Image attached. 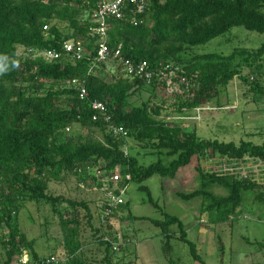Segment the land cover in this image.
Masks as SVG:
<instances>
[{
	"label": "trees",
	"instance_id": "obj_1",
	"mask_svg": "<svg viewBox=\"0 0 264 264\" xmlns=\"http://www.w3.org/2000/svg\"><path fill=\"white\" fill-rule=\"evenodd\" d=\"M96 4L97 0H0V264H11L24 252L30 264H39L43 258L36 252L34 240L19 228V211L27 202L49 204L58 214L66 257L59 264L90 263L83 253L78 209L85 211L92 244L104 254L94 264L122 263L114 260L116 254L102 240L100 224L93 225L86 202L48 192L52 182L79 183L94 178L87 167L100 165L107 173L119 168L123 177L130 175L127 185H140L154 175L173 178L195 157L264 160V145L201 139L178 124L168 126V116L161 117L163 107L150 105L158 92L156 80L146 84L140 78H124L122 72L108 80L106 63L96 62L95 40L89 36L90 14ZM142 18L137 27L111 21L107 44H120L122 55L132 62H145L151 69L178 65L195 78L198 90L192 100L179 104L178 113L217 99L234 78L254 97H264V43L256 49L238 47L228 55L193 52L234 27L264 34V0H150ZM67 41L82 45L85 51L80 60L64 53ZM19 49L23 51L20 55ZM41 51H54L60 58L47 62L30 54ZM70 81L84 83L86 100L79 99ZM141 90L149 93L148 100L130 105V97ZM91 101L102 102L109 124L123 127L126 134L114 136L102 118L93 120L96 112ZM73 126L82 131L70 132ZM95 131L100 139L92 136ZM129 142L150 151L157 160L147 166L140 164L129 153ZM163 155L172 158L167 165L160 160ZM198 174L199 188L181 196L184 200L201 198L205 212H221L224 221L239 218L237 211L246 191H255L254 199L264 206V188L251 179L201 170ZM214 185L225 188L227 195L215 196L208 190ZM138 188L148 192L142 185ZM121 211L120 222L134 218L128 202ZM66 214L71 218L66 219ZM150 221L168 241L170 227L178 226L177 239L188 246L193 260L205 264L177 217L165 215L163 220Z\"/></svg>",
	"mask_w": 264,
	"mask_h": 264
},
{
	"label": "rangeland",
	"instance_id": "obj_2",
	"mask_svg": "<svg viewBox=\"0 0 264 264\" xmlns=\"http://www.w3.org/2000/svg\"><path fill=\"white\" fill-rule=\"evenodd\" d=\"M263 43V33L234 27L224 35L195 47L193 52L228 55L235 48L256 49ZM22 53V49H19L18 54ZM106 71L108 80L111 75L118 76L121 73L111 62L106 63ZM163 94V91L158 90L157 96L151 98L150 105L163 107L161 117L168 116L165 118L168 126L178 124L185 131H195L201 139H216L235 144L244 140L264 145V97H254L238 78L222 88L217 99L193 110H182V114L177 112L179 99ZM149 97L147 91H137L130 97L129 103L137 106ZM81 131L77 126L70 129L74 133ZM92 136L100 139V134L96 131ZM128 147L129 153L144 166L157 160L156 155L133 142H129ZM160 160L167 165L172 158L163 155ZM198 168L204 172L238 177L248 174L250 179L264 188V160L246 158L236 162L210 156L193 158L173 178L152 176L140 184L148 192L140 190L139 184L129 183L125 200L129 203V211L134 218L121 221L119 227L133 243L128 246L127 254L116 253L114 260H123L121 264H199L191 257L188 246L177 239L178 226L170 227L172 237L168 241L150 221L163 220L165 215H169L180 220L188 240L195 244L197 253L205 264H264V248L260 247L264 243V206L254 199L256 192H243L237 211L239 218L224 221L225 219H221V212L217 214L201 210V198L184 200L181 196L199 188ZM208 190L217 197L227 195V190L217 185L209 187ZM48 192L54 196L62 195L71 200L86 202L93 215V225L97 226L99 223V194L80 189L73 180L52 182ZM64 207L71 211L66 205ZM64 217L71 218L69 214ZM77 218L81 240L85 243L83 253L89 264L99 262L104 254L102 249L92 244L91 230L83 209L77 210ZM18 224L27 238L34 240L35 250L40 257H49L52 254L61 259L65 257L62 224L49 204L24 203L19 211Z\"/></svg>",
	"mask_w": 264,
	"mask_h": 264
},
{
	"label": "built area",
	"instance_id": "obj_3",
	"mask_svg": "<svg viewBox=\"0 0 264 264\" xmlns=\"http://www.w3.org/2000/svg\"><path fill=\"white\" fill-rule=\"evenodd\" d=\"M150 0H97V4L90 14L91 26L89 36L95 40L97 63L113 62L122 72L124 78L130 80L140 78L146 84H151L156 80V85L160 92H164L166 97H174L179 102L190 101L194 98L198 83L195 78L187 76L185 71L178 65L165 64L158 69H151L145 62L137 63L126 59L122 55V46L119 44L110 47L107 44L108 30L111 21H120L130 26L137 27L143 23V16L148 11ZM65 54L80 60L84 54V48L78 42L67 41L63 44ZM33 57H40L47 62L55 61L60 58V54L54 51L31 52ZM70 85L75 86L78 97L81 101L87 99V91L84 83L70 81ZM91 109L96 112L93 120L99 117L106 122L109 131L114 136H124L126 132L123 127H116L109 124V116L105 105L100 101H91ZM126 153V148H125ZM258 161H260L258 159ZM100 165L94 168L87 167L92 171L93 177L84 182H79L78 187L83 190L91 191L100 195V220L102 229L101 237L104 243L109 245L113 253L126 252L131 245L132 239L124 235L120 230V217L123 216L121 207L125 204V194L128 189L126 183L130 182V175L122 176L120 169L115 168L107 173L100 169ZM241 179H250L248 174H244ZM252 182L253 179H251ZM27 252L15 258L11 264H30ZM66 257L57 256L44 257L39 264H59L65 262Z\"/></svg>",
	"mask_w": 264,
	"mask_h": 264
},
{
	"label": "crops",
	"instance_id": "obj_4",
	"mask_svg": "<svg viewBox=\"0 0 264 264\" xmlns=\"http://www.w3.org/2000/svg\"><path fill=\"white\" fill-rule=\"evenodd\" d=\"M126 201V200H125ZM127 202V201H126Z\"/></svg>",
	"mask_w": 264,
	"mask_h": 264
}]
</instances>
